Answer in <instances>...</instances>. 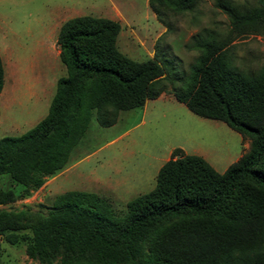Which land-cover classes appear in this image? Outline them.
I'll return each mask as SVG.
<instances>
[{
    "label": "trees",
    "instance_id": "trees-1",
    "mask_svg": "<svg viewBox=\"0 0 264 264\" xmlns=\"http://www.w3.org/2000/svg\"><path fill=\"white\" fill-rule=\"evenodd\" d=\"M199 0H148L156 19L192 11ZM230 35L264 36V0L237 5L215 0ZM118 22L78 16L56 38L65 76L56 81L47 114L18 137L0 139V176L41 188L63 169L94 114L110 127L121 111L170 94L192 114L223 122L249 148L223 173L202 157L176 148L159 168L154 187L126 204L123 218L92 193L55 196L48 212L0 211V239L24 245L40 264H264V66L235 70L228 41L196 39L199 57L187 75H174L156 52L133 61L116 47ZM4 71L0 57V93ZM15 200L0 190V204Z\"/></svg>",
    "mask_w": 264,
    "mask_h": 264
},
{
    "label": "rangeland",
    "instance_id": "rangeland-1",
    "mask_svg": "<svg viewBox=\"0 0 264 264\" xmlns=\"http://www.w3.org/2000/svg\"><path fill=\"white\" fill-rule=\"evenodd\" d=\"M231 1L256 5L258 0ZM78 16L118 22L116 47L122 55L143 62L156 52L171 62L177 77L187 75L199 57L193 42L207 36L228 41L235 70L256 74L264 66V36L230 35L228 18L215 7V0H199L192 11L168 14L166 25L156 19L148 0H0V44L2 40L9 44L8 54L19 58L24 71L22 82L13 84L11 73L16 72L17 64L4 55L0 139L24 134L47 114V100L54 95L56 80L65 76L54 55L57 32L62 23ZM30 78H49L51 86L38 85L36 97L29 100L26 85ZM176 148L202 157L223 173L248 151L249 140L223 122L192 114L172 95L161 94L143 107L121 111L110 127L99 126L93 114L66 166L48 177L41 188L31 190L0 176V190L15 194L12 203L0 204V211L46 213L55 196L80 191L105 200L115 216L123 218L126 204L154 187L159 168ZM0 264L40 263L27 258L23 244L11 246L0 239ZM54 264H59V257Z\"/></svg>",
    "mask_w": 264,
    "mask_h": 264
},
{
    "label": "crops",
    "instance_id": "crops-1",
    "mask_svg": "<svg viewBox=\"0 0 264 264\" xmlns=\"http://www.w3.org/2000/svg\"><path fill=\"white\" fill-rule=\"evenodd\" d=\"M61 26V25H60ZM60 28V27H59ZM59 30V29H58ZM58 33V32H57ZM2 38V37H1ZM3 39V38H2ZM8 46H9V44H7L4 40H2V43L0 44V57H1V61H2V65H3V71H4V55L8 58V60H10L11 62H16V64H17V69H16V72L15 71H13L12 73H11V78H13V81H11L12 83L14 82V83H16L17 81H20V82H22V73L24 72V71H22V68H21V64L19 63V58H13V56L12 55H10V54H8L9 52H8ZM51 49H52V47H51ZM54 55H55V57H58V53H59V51H58V46H57V50L56 51H54ZM4 76H5V72H4ZM11 80V79H10ZM58 80V79H57ZM56 80V81H57ZM42 80L41 79H39V80H37V79H35V78H30V79H28V82H27V85H26V91H27V96H28V99L29 100H31V99H33L34 97H36V94H37V86L38 85H45V88H47L48 86H51L50 85V83H49V81H50V79L48 78V79H44L42 82H41ZM4 82H5V79H4ZM13 83V84H14ZM4 84V83H3ZM4 86V85H3ZM44 88V89H45ZM46 90V89H45ZM4 91V89H2V91H1V93H0V95L2 94V92ZM49 100V99H48ZM47 100V104H50V103H48V102H50L51 101V99H50V101H48ZM49 107V106H48ZM0 116H1V113H0ZM38 123V122H37Z\"/></svg>",
    "mask_w": 264,
    "mask_h": 264
}]
</instances>
